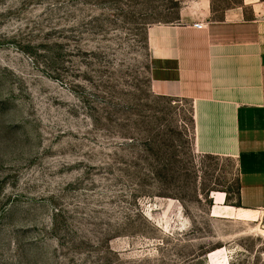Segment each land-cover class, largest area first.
Listing matches in <instances>:
<instances>
[{"label": "rangeland", "instance_id": "obj_1", "mask_svg": "<svg viewBox=\"0 0 264 264\" xmlns=\"http://www.w3.org/2000/svg\"><path fill=\"white\" fill-rule=\"evenodd\" d=\"M183 1L0 0V264H264L236 161L150 87L147 28Z\"/></svg>", "mask_w": 264, "mask_h": 264}, {"label": "crops", "instance_id": "obj_2", "mask_svg": "<svg viewBox=\"0 0 264 264\" xmlns=\"http://www.w3.org/2000/svg\"><path fill=\"white\" fill-rule=\"evenodd\" d=\"M181 4L176 22L147 28L151 90L191 100L193 149L233 158L240 206L264 208V0L220 18L211 0Z\"/></svg>", "mask_w": 264, "mask_h": 264}, {"label": "built area", "instance_id": "obj_3", "mask_svg": "<svg viewBox=\"0 0 264 264\" xmlns=\"http://www.w3.org/2000/svg\"><path fill=\"white\" fill-rule=\"evenodd\" d=\"M195 26L198 28H202L204 25H203V23H195Z\"/></svg>", "mask_w": 264, "mask_h": 264}]
</instances>
